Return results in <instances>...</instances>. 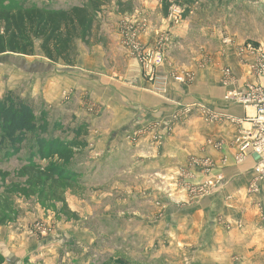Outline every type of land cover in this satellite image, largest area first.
<instances>
[{"label": "rangeland", "instance_id": "obj_1", "mask_svg": "<svg viewBox=\"0 0 264 264\" xmlns=\"http://www.w3.org/2000/svg\"><path fill=\"white\" fill-rule=\"evenodd\" d=\"M12 1L22 6L59 9L79 5L83 0ZM121 1L129 8L124 7L126 13L118 12L117 0H105L106 5L98 15L95 41L103 46L104 60L110 66L115 65L118 59L114 45H120L116 35L119 18L123 15L138 16L145 9L147 0ZM0 2L8 6L10 0ZM162 10L161 6L160 12ZM187 19L190 32L177 57L179 66L189 67L193 63L196 66L203 59L213 60L215 57H218L217 64L219 59L233 56L232 51L223 46L222 39L226 37L236 44L264 42V0H199ZM92 46L78 43V54L80 50H89ZM64 67L61 63L54 64L44 59L37 48L32 57L0 56V98L11 92L29 101L36 115L44 111L49 123L59 121L61 129L71 128L73 124L69 118L74 114L70 111L79 106L77 103L81 99H78V94L64 91L60 95L61 104L56 105L49 97L55 95L54 91L46 92L54 83L68 77ZM221 67L220 82L224 86L222 71L230 68L225 64ZM180 71L192 75V81L186 85L194 82L191 69L181 68L174 72ZM44 97L50 102L45 103ZM98 124L89 125L88 136ZM61 129L55 134L69 139L71 136L61 132ZM158 134L155 139L148 135L146 138L158 142L161 140ZM28 145L20 154L10 158H5L0 152V173L4 174L0 176V194L10 200L13 211L12 221L0 227L26 219L25 229L16 228L23 229L33 240L44 245L43 259L55 257L54 262L48 261V264H194L195 246L180 245L176 240L180 229L164 226L189 218L185 209L208 197L189 191L198 183L188 182L187 178L191 177V173H186L188 161L201 157L189 155L183 175L187 180L177 178V181L175 176L170 179L155 175L152 172L154 169L147 163L136 164L127 139L117 144L113 141L108 152L104 146L97 151L85 150L64 166L77 176L74 182L63 187L66 209L62 210V204L50 195L38 197L37 191L30 189L20 175ZM40 164L45 166L48 163L43 161ZM175 187L178 189L175 190ZM181 188L187 194L184 200L178 197L177 192ZM190 215L196 218L193 211ZM207 215L208 218H215L219 225H232L224 221L219 212ZM43 230L46 231L44 235L41 234ZM0 258L4 262L1 254ZM233 263L237 264L238 259H234Z\"/></svg>", "mask_w": 264, "mask_h": 264}, {"label": "crops", "instance_id": "obj_2", "mask_svg": "<svg viewBox=\"0 0 264 264\" xmlns=\"http://www.w3.org/2000/svg\"><path fill=\"white\" fill-rule=\"evenodd\" d=\"M160 7V0H147L142 13L133 16L139 21L147 20L149 30L141 39L144 44H152L155 35L165 30V16L160 12ZM187 18L169 31L171 45L158 73L169 75L179 73L174 71L181 68L191 69L195 76L191 84L183 85L170 80L167 92L163 96L155 95L151 85L142 77L139 66L119 44L114 45L118 59L113 66L104 60L103 46L96 44L89 50H80L75 65L63 68L68 77L54 83L46 92L54 91L55 95L49 97L57 105L61 104L62 92L73 91L81 100L77 103L79 106L70 112L79 119H86L89 125L99 123L87 138V151H97L104 146L108 152L113 141L117 144L127 139L136 164L147 163L157 176L170 179L175 176L176 180L182 181L189 179L188 182L192 184L203 183L205 177L199 170L191 171L190 178L183 177L189 155L211 159L215 164L213 175H220L222 179L220 190L193 207L186 208L189 218H182L164 228H179L177 242L185 247L195 246L194 264H234V259H238L237 264H264V223L259 221L253 202L264 200V184L260 185L259 195L252 198L246 196L254 158H248L242 165H235L233 140L237 127L228 122H207L197 109L189 116H181L183 119L178 122L172 121V116L186 105H200L217 114L237 119L251 114L250 109L223 102L225 92L233 85L222 86L221 66L225 64L231 69L232 74L240 80L238 84L246 76L245 69L238 64L235 46L227 47L233 56L219 59L221 63L216 64L218 57H215L213 60L203 59L196 66L194 63L189 67L179 66L177 57L190 32ZM48 102L45 100V103ZM156 133H159L157 136L162 141L146 138L148 135L155 139ZM209 142L220 143L221 149L212 148ZM144 147L146 151H143ZM177 193L181 200L186 199L187 194L182 188ZM191 211L196 218L190 215ZM211 212H219L224 221L232 225H219L215 218H208L207 214ZM236 221L242 222L241 230L235 228ZM26 222L22 218L7 227H0L2 264L54 262L55 257L43 259L44 245L41 242L33 240L23 229L16 228L25 229ZM9 228L16 232H11Z\"/></svg>", "mask_w": 264, "mask_h": 264}, {"label": "trees", "instance_id": "obj_3", "mask_svg": "<svg viewBox=\"0 0 264 264\" xmlns=\"http://www.w3.org/2000/svg\"><path fill=\"white\" fill-rule=\"evenodd\" d=\"M198 1L162 0V13L165 16L174 5L181 8L182 19H185ZM105 5V0H83L79 5L54 9L22 6L12 0L8 6L0 2V56L32 57L37 48L47 61L73 67L78 43L97 44L98 15ZM126 6L117 0L119 13H126L123 10ZM69 120L73 127L61 129L59 121L49 123L44 111L36 115L33 105L20 96L9 92L0 98V152L10 158L20 154L28 143L20 175L30 189L37 191L38 197L50 195L62 204V210L66 209L63 187L74 182L77 176L64 166L87 149L89 130L85 119L72 115ZM58 129L71 137L57 136ZM43 161L48 164L41 165ZM12 217L10 200L0 194V226L11 222Z\"/></svg>", "mask_w": 264, "mask_h": 264}, {"label": "built area", "instance_id": "obj_4", "mask_svg": "<svg viewBox=\"0 0 264 264\" xmlns=\"http://www.w3.org/2000/svg\"><path fill=\"white\" fill-rule=\"evenodd\" d=\"M182 10L171 6L165 17V30L155 35L152 44H144L141 39L147 34L149 26L147 20H136L131 16L123 15L119 18L118 37L120 46L136 62L141 70L142 77L151 85V91L155 95L163 96L167 92L169 81L186 85L192 81V75L187 72L172 73L169 75L158 73V69L164 64L167 51L171 45L170 30L182 23ZM224 47L235 46L238 64L245 69V80L241 83L230 69L222 71V83L225 87L233 85V88L225 92L223 102L229 105L250 109L251 114L243 119H237L229 115L217 114L200 105L182 106L178 113L172 116L173 122H178L193 111L199 110L207 122H228L237 127L233 140L235 150L234 163L242 165L253 157L252 178L246 187V196L254 197L260 194V185L264 184V42L240 43L223 38ZM212 148L221 149L220 143L209 144ZM225 162V160H223ZM187 170H199L204 174L203 183L193 185L189 191L198 196H210L220 190L221 176L213 175L214 162L209 158H190ZM254 206L258 212L259 221L264 223V200H255ZM242 222L236 221L235 228L242 229ZM230 227V224H228ZM42 235L46 231L41 232Z\"/></svg>", "mask_w": 264, "mask_h": 264}, {"label": "bare ground", "instance_id": "obj_5", "mask_svg": "<svg viewBox=\"0 0 264 264\" xmlns=\"http://www.w3.org/2000/svg\"><path fill=\"white\" fill-rule=\"evenodd\" d=\"M251 113V112H250Z\"/></svg>", "mask_w": 264, "mask_h": 264}]
</instances>
